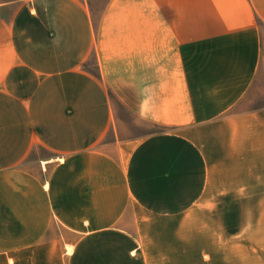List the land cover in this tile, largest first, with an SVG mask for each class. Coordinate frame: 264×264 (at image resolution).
Masks as SVG:
<instances>
[{
  "label": "crops",
  "instance_id": "0c3cea01",
  "mask_svg": "<svg viewBox=\"0 0 264 264\" xmlns=\"http://www.w3.org/2000/svg\"><path fill=\"white\" fill-rule=\"evenodd\" d=\"M0 264H264V0H0Z\"/></svg>",
  "mask_w": 264,
  "mask_h": 264
},
{
  "label": "rangeland",
  "instance_id": "374dc122",
  "mask_svg": "<svg viewBox=\"0 0 264 264\" xmlns=\"http://www.w3.org/2000/svg\"><path fill=\"white\" fill-rule=\"evenodd\" d=\"M91 64H93L92 67H93V69H94V68H95V65H96V64H95V59H94V57H93V59H92V61H91ZM147 129H149V128H147Z\"/></svg>",
  "mask_w": 264,
  "mask_h": 264
}]
</instances>
